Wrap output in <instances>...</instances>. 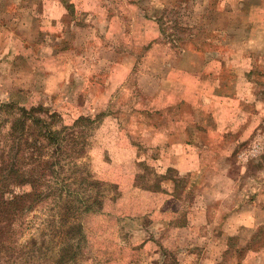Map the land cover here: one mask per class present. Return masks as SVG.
Instances as JSON below:
<instances>
[{
  "label": "rangeland",
  "instance_id": "1",
  "mask_svg": "<svg viewBox=\"0 0 264 264\" xmlns=\"http://www.w3.org/2000/svg\"><path fill=\"white\" fill-rule=\"evenodd\" d=\"M157 1L0 0V104L43 106L63 117L58 128L96 119L83 154L60 169L61 198L20 223L16 246H40L35 264H55L81 232L82 255L63 264H217L228 237L245 245L264 223L258 216L234 234L224 229L240 205L264 207V0H171L158 37L164 45L173 34V54L160 50L144 65L142 50L132 68L126 41L157 37L144 21V5ZM135 15L144 27L130 24ZM125 26L133 28L126 38ZM188 32L207 59L238 54L232 69L211 63L217 73L190 92L178 81L196 71L191 58L175 77H160ZM232 32L239 41L228 42ZM63 199L76 207L60 208ZM245 256L243 264H264V247Z\"/></svg>",
  "mask_w": 264,
  "mask_h": 264
},
{
  "label": "trees",
  "instance_id": "2",
  "mask_svg": "<svg viewBox=\"0 0 264 264\" xmlns=\"http://www.w3.org/2000/svg\"><path fill=\"white\" fill-rule=\"evenodd\" d=\"M62 118L43 106L27 108L15 103L0 104V257L3 264H35L40 257L44 258L41 252H35L40 251V246L23 251L16 246L20 223L36 205L50 197L61 198L66 178L61 179L62 184L59 182L60 169L66 164H75L83 154L87 131L96 121L91 116L80 115L58 128L56 123ZM170 179L176 182V178ZM26 185L30 189L22 190ZM17 187L21 192H14ZM75 207L76 203L67 199H63L60 206L67 210ZM88 209L90 206L84 211ZM61 219L64 221V216ZM61 227L65 233L64 225ZM235 239V236L228 237L225 259L217 264H228L225 260L229 254L236 257L235 264H243L248 251L263 248L264 223L257 226L245 245ZM85 240L83 232L74 242L68 237L69 248L61 250L55 264H63L66 258L70 262L77 259L79 253L82 255Z\"/></svg>",
  "mask_w": 264,
  "mask_h": 264
},
{
  "label": "crops",
  "instance_id": "3",
  "mask_svg": "<svg viewBox=\"0 0 264 264\" xmlns=\"http://www.w3.org/2000/svg\"><path fill=\"white\" fill-rule=\"evenodd\" d=\"M140 1L139 3H141L143 0H138ZM154 1V0H153ZM171 0H158L157 2H150L147 3V5H144V14H146L147 16L144 18V21L152 23L153 26H157V32L158 34L156 38H152V39H148V36H139L138 40H142V44H137L133 39L126 41L125 44V49H129L132 50L130 52H128L127 54L125 53L127 58H133V63H132V68H136L139 65V60H138V56H140V63L147 65V58H149L151 55L152 57L154 55H161L160 50H163L164 53H169V54H173L170 50L168 45H172V41L174 39L173 38V34H171L170 36H168L169 41L166 43H164V45H160L161 42V38L158 37L159 34H164L166 33L165 30L163 28H161L162 26V21H160V18L163 15V11H165V9L170 8V2ZM130 24L135 25V27L142 25V27H144L145 22H143L141 19H139V15H135L133 18H131L130 20ZM233 26L229 25V27H239V24H232ZM184 26V25H183ZM133 31L132 26H125V38L126 36L129 37L130 32ZM141 33H144L141 31ZM189 32L186 34V36L182 35L179 36V41L181 43L180 45V51L179 53H174L175 57L177 56V62L173 63H167L164 64L165 65V72L167 73V75H164L165 72H163V74L160 75L161 79L163 77H167V79H170L169 77H175V73L178 70V64H180L181 61H183L185 59H189L191 58V65L190 67L193 68H197L196 71H191L189 74L187 72V75L184 76L182 81H178L179 85H182V89L186 90L187 92L191 91V87H195L196 84H193L194 82L197 83L198 88H201L203 86V83L205 84L207 82L208 79H211V75L210 73H212L213 75L215 73H217V70H215L213 68V66H210L211 63L217 62V63H221L222 64V68L223 70L225 69L226 66H230L231 69L234 67V65L236 66L237 64H231L230 63V59L231 57H236L238 54H235V52H225L224 54H216V56H213V58H206L204 57L203 53L199 50V48L197 46H193V34H191V36H189ZM236 34L232 32V34H228L227 33V39L228 42H235V41H239L238 37L235 36ZM147 37V38H146ZM244 37H247L244 36ZM237 38V40H236ZM176 42H178L177 40H175ZM192 41V42H191ZM130 44H128V43ZM143 51L142 55H138L137 56V52H141ZM172 50V48H171ZM174 51V50H172ZM175 52V51H174ZM248 54V51L245 52V55ZM198 55H203L201 63L194 65V63L197 61V59H199ZM179 56V59H178ZM138 63V64H137ZM226 65V66H225ZM129 67H131L130 65H128ZM197 73L196 75H193V73ZM206 72V73H205ZM170 74V75H169ZM169 75V76H168ZM235 77V76H234ZM238 77V75H237ZM264 207L261 206L258 203H254V204H250V205H243V206H239L237 209H235V211L231 212L229 214L228 220L226 222L227 227H225L224 229L227 231V233L230 234H234L237 231V228L239 226H241L242 224H246L247 222L253 221V219L255 218V223H257V218L258 216H264Z\"/></svg>",
  "mask_w": 264,
  "mask_h": 264
}]
</instances>
